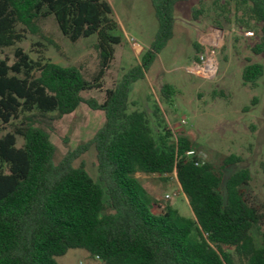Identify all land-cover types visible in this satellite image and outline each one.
Wrapping results in <instances>:
<instances>
[{
	"label": "trees",
	"instance_id": "obj_1",
	"mask_svg": "<svg viewBox=\"0 0 264 264\" xmlns=\"http://www.w3.org/2000/svg\"><path fill=\"white\" fill-rule=\"evenodd\" d=\"M150 1L157 30L149 48L140 64L106 88L98 102L84 99L81 92L101 87L99 81L122 39L110 4L0 0V48L15 45L27 33L42 35L38 22L51 16L70 42L95 36L99 56L92 80L74 65L33 60L21 47L14 49L11 63L8 57L0 58V133L5 125L12 126L0 135V264H58L56 257L69 249H83L104 264H264V233L261 245L251 233L262 216L243 190L249 170L234 171L222 189V171L202 160L188 137L173 140L166 124L154 131L145 111H128L132 83L144 78L172 37L176 4L188 0ZM236 2L259 24L261 36L252 53L264 54V0ZM263 73L261 63H247L243 83L254 86ZM160 93L168 97L174 87L165 83ZM81 102L102 110L105 121L89 141L55 162L56 148L36 116L70 114ZM17 136L23 139L20 146ZM91 146L98 181L83 163L74 164ZM239 160L231 154L222 168ZM136 172H175L193 216L182 215L170 204L152 212L158 201Z\"/></svg>",
	"mask_w": 264,
	"mask_h": 264
},
{
	"label": "rangeland",
	"instance_id": "obj_2",
	"mask_svg": "<svg viewBox=\"0 0 264 264\" xmlns=\"http://www.w3.org/2000/svg\"><path fill=\"white\" fill-rule=\"evenodd\" d=\"M106 1L112 8L122 39L115 46L114 57L99 81L101 87L81 92L84 99L94 98L98 102L103 101L106 88L118 82L130 67L140 64L157 30L150 0ZM174 17L172 37L157 54L144 78L131 85L128 111H145L154 131H160L166 124L173 140L180 135L188 137L198 156L222 171V189L224 181L234 171L249 170L250 179L243 190L247 202L262 216L251 230L255 243L261 245L264 233V73L254 86L243 83L242 79L247 63L264 66V54L251 51L261 36L259 24L236 0L179 2ZM38 25L42 35L25 34L15 45L0 48V58L8 57L11 63L14 49L21 47L33 60L74 65L87 80H92L99 70L98 51L94 46L96 37L70 42L51 16L41 19ZM206 55L216 59L215 75L207 78L190 73L188 67L201 62ZM165 83L174 87V93L168 97L160 93ZM36 118L49 132L56 148L55 162L89 141L105 121L102 110L92 109L84 102L70 114L58 116L53 112ZM19 121L14 120L13 124ZM8 131H12L11 125H5L0 135ZM22 144V137L17 136V146ZM231 154L240 160L222 168L225 157ZM80 163L98 181L93 146L74 162L75 165ZM134 176L157 199L152 212H160L165 204H170L182 215L193 216L175 172L166 175L136 172ZM56 260L58 264H104L83 249H69Z\"/></svg>",
	"mask_w": 264,
	"mask_h": 264
},
{
	"label": "built area",
	"instance_id": "obj_3",
	"mask_svg": "<svg viewBox=\"0 0 264 264\" xmlns=\"http://www.w3.org/2000/svg\"><path fill=\"white\" fill-rule=\"evenodd\" d=\"M188 68V71L192 74L210 78L214 76L217 71V63L214 56L206 55L204 56V59L201 62L192 63V65ZM193 153V151L187 152V154L189 155H192ZM166 197L168 198L169 196L166 195Z\"/></svg>",
	"mask_w": 264,
	"mask_h": 264
}]
</instances>
